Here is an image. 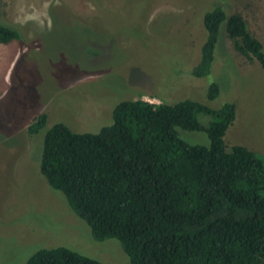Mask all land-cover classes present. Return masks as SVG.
Masks as SVG:
<instances>
[{"label": "rangeland", "instance_id": "374dc122", "mask_svg": "<svg viewBox=\"0 0 264 264\" xmlns=\"http://www.w3.org/2000/svg\"><path fill=\"white\" fill-rule=\"evenodd\" d=\"M216 7L240 14L264 51V0H0V23L19 33L0 44V264H26L57 247L130 264L117 240L95 241L41 175L44 136L56 124L98 133L123 101L188 99L213 110L231 103L225 146L264 156V70L235 50L225 22L209 73L192 75L205 40L203 16ZM212 83L219 94L209 100ZM42 114L45 127L29 135ZM210 122L199 116L203 129ZM177 132L190 145H210L203 131Z\"/></svg>", "mask_w": 264, "mask_h": 264}, {"label": "trees", "instance_id": "16d2710c", "mask_svg": "<svg viewBox=\"0 0 264 264\" xmlns=\"http://www.w3.org/2000/svg\"><path fill=\"white\" fill-rule=\"evenodd\" d=\"M223 22L235 50L264 70L262 45L243 17L216 7L203 16L205 40L192 75L209 73ZM18 38L0 23V44ZM218 94V84H210L207 98ZM201 115L211 119L205 129ZM46 120L37 117L28 134L39 133ZM234 120L231 103L213 110L188 99L123 101L98 133L51 127L40 173L92 238L117 240L130 264H264V156L243 146L227 149L223 138ZM177 128L205 132L209 147L184 142ZM26 264L104 263L57 247L37 251Z\"/></svg>", "mask_w": 264, "mask_h": 264}]
</instances>
